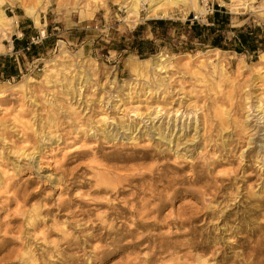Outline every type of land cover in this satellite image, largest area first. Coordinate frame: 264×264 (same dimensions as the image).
I'll return each mask as SVG.
<instances>
[{
	"label": "rangeland",
	"instance_id": "1",
	"mask_svg": "<svg viewBox=\"0 0 264 264\" xmlns=\"http://www.w3.org/2000/svg\"><path fill=\"white\" fill-rule=\"evenodd\" d=\"M128 1L51 0L36 25L3 5L0 264H264V0L142 2L135 23ZM157 52L162 69L126 63Z\"/></svg>",
	"mask_w": 264,
	"mask_h": 264
},
{
	"label": "bare ground",
	"instance_id": "2",
	"mask_svg": "<svg viewBox=\"0 0 264 264\" xmlns=\"http://www.w3.org/2000/svg\"><path fill=\"white\" fill-rule=\"evenodd\" d=\"M51 0H0V52H3L6 49V46L2 41L4 39H9V32L10 29L16 24V17L10 16L6 14L3 10V5L6 3L9 4H18L21 6L23 13L30 17L34 24H38L40 21V12L45 9L48 3H50ZM98 2L103 3L104 0H95ZM198 0H129L126 2V5L128 6L126 12L128 15L126 16V20L131 23H135L140 16V10L142 7V2L147 3V7L145 9V13H147V17H157V16H167L174 10V8H179V4L182 6H188L191 9L195 11H200L202 6H199L197 3ZM231 3L228 5L232 8V10H235L238 12L239 6H244L246 3V0H230ZM250 1V0H249ZM35 3L34 5L31 3ZM222 2V1H221ZM87 9L85 11H80L81 17H91L93 13L97 9L96 3L93 4L88 8L90 3L87 1L86 3ZM248 5H246V8ZM251 8V5L249 9ZM262 16H264V13H261ZM10 47V43L8 45ZM7 50V49H6ZM215 51H218L219 49L214 48ZM217 55V53H215ZM168 56L165 55L163 52H157L153 54L151 57L144 58V59H138L135 60L131 56L127 59V65L132 71H140L143 67H151L153 69H162L164 65L168 62ZM255 65H261L264 67V50H261L258 54L257 60L253 62ZM51 64H45L44 70H43V77L45 80L50 77V69L49 66ZM25 82L26 80H29V77L24 78ZM22 80L18 81V85L21 87L23 83H21ZM8 83V82H6ZM1 86H0V93H1ZM215 116L217 117L218 121L223 123L225 121L224 118V111L215 109ZM31 261V260H30Z\"/></svg>",
	"mask_w": 264,
	"mask_h": 264
},
{
	"label": "trees",
	"instance_id": "3",
	"mask_svg": "<svg viewBox=\"0 0 264 264\" xmlns=\"http://www.w3.org/2000/svg\"><path fill=\"white\" fill-rule=\"evenodd\" d=\"M153 22L154 23H156V24H158V25H162L163 23H162V21L161 20H153ZM193 24V23H192ZM201 27H203L202 28V30L203 31H212L211 29H213L212 27H206V26H201ZM200 27V28H201ZM189 28H191L192 29V33L190 34V36H192L193 34H196L197 32H196V27H195V25H191ZM236 31H237V34L235 35V38L233 39V41L235 40V41H237V43H239V45H238V49L237 50H239V51H241L242 49H248V50H254L255 48H256V44H254L253 42H254V39H255V35H256V33L252 30V29H250V30H247V31H243V29H236ZM203 33V32H202ZM204 34V33H203ZM137 44H140V43H143V41L141 42V41H135ZM25 43H27V41L25 42ZM210 44L212 45V46H214V47H220L221 46V43H220V38H217V37H213L212 39H211V42H210ZM26 45V44H25ZM27 46V45H26ZM28 49L30 50V49H33V50H35V47H34V45L33 44H29L28 45ZM8 66V68H6V71H7V69L9 70V71H7V73L6 74H9L10 72H11V70H12V66H9V65H7Z\"/></svg>",
	"mask_w": 264,
	"mask_h": 264
},
{
	"label": "built area",
	"instance_id": "4",
	"mask_svg": "<svg viewBox=\"0 0 264 264\" xmlns=\"http://www.w3.org/2000/svg\"><path fill=\"white\" fill-rule=\"evenodd\" d=\"M202 15L203 14H200L198 16H194V18L191 20L190 23L192 24L194 21H196V22H200L199 23L200 25L201 24L202 25H205V26L212 25V23L205 22V18L202 17ZM199 18H201V19H199ZM37 41H38V38L36 40L33 39L32 42H31V44H35ZM25 49H28V46H26ZM3 56H10V58H13V60H15V61L17 60V53L14 51V49L9 48V47L7 48L6 53H3L2 56L0 54V62L3 59L2 58Z\"/></svg>",
	"mask_w": 264,
	"mask_h": 264
},
{
	"label": "crops",
	"instance_id": "5",
	"mask_svg": "<svg viewBox=\"0 0 264 264\" xmlns=\"http://www.w3.org/2000/svg\"><path fill=\"white\" fill-rule=\"evenodd\" d=\"M10 47L12 48V44L10 43Z\"/></svg>",
	"mask_w": 264,
	"mask_h": 264
}]
</instances>
